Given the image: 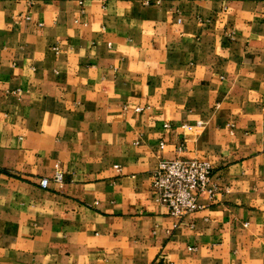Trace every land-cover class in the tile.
Segmentation results:
<instances>
[{
    "label": "crops",
    "instance_id": "0c3cea01",
    "mask_svg": "<svg viewBox=\"0 0 264 264\" xmlns=\"http://www.w3.org/2000/svg\"><path fill=\"white\" fill-rule=\"evenodd\" d=\"M0 264H264V0H0Z\"/></svg>",
    "mask_w": 264,
    "mask_h": 264
},
{
    "label": "built area",
    "instance_id": "2783aa9c",
    "mask_svg": "<svg viewBox=\"0 0 264 264\" xmlns=\"http://www.w3.org/2000/svg\"><path fill=\"white\" fill-rule=\"evenodd\" d=\"M186 148L183 143L179 152ZM213 174L214 167L208 160L185 157L160 160L152 174L157 200L167 207L171 216L182 220L203 207L200 203L203 195L207 194L211 200L217 196L219 188L212 182ZM57 180H62V173H58ZM49 181L43 178L41 185L48 187Z\"/></svg>",
    "mask_w": 264,
    "mask_h": 264
}]
</instances>
